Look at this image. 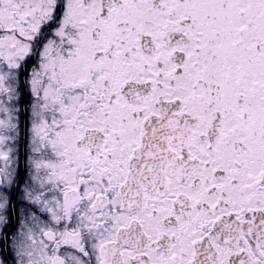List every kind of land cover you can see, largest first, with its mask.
Returning <instances> with one entry per match:
<instances>
[{
	"label": "snow or ice",
	"instance_id": "snow-or-ice-1",
	"mask_svg": "<svg viewBox=\"0 0 264 264\" xmlns=\"http://www.w3.org/2000/svg\"><path fill=\"white\" fill-rule=\"evenodd\" d=\"M0 264H264V0H0Z\"/></svg>",
	"mask_w": 264,
	"mask_h": 264
}]
</instances>
